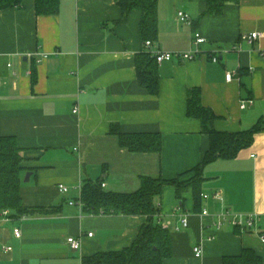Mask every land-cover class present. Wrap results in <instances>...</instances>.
Listing matches in <instances>:
<instances>
[{"label":"crops","instance_id":"crops-1","mask_svg":"<svg viewBox=\"0 0 264 264\" xmlns=\"http://www.w3.org/2000/svg\"><path fill=\"white\" fill-rule=\"evenodd\" d=\"M35 4L21 0L0 11V132L22 149L21 197L33 209L20 216L7 209L9 219L0 212V264H83L100 251L130 247L147 216L93 213L70 201L91 181L101 179L107 191L133 192L143 176L172 180L200 165L210 136L187 115L192 89L218 116L216 130H261L235 158L204 165L202 194L220 191L221 197L203 199L200 210L191 187L180 194L171 184L162 187L154 198L155 221L168 229L172 246L163 264H223L246 248L264 264V0L229 2L220 14L207 13V0H159L158 38L145 50H194L196 32L206 42L194 60L158 64L155 95L137 77L136 56L144 49L139 12L122 21L114 0H60L56 15L38 16ZM255 31L261 37L254 43L242 39ZM247 99L253 103L242 109ZM113 128L158 134L162 150L132 152ZM60 184L69 191L62 193ZM226 209L260 215L259 231L217 229ZM68 237L80 238L81 247L72 249Z\"/></svg>","mask_w":264,"mask_h":264},{"label":"trees","instance_id":"trees-1","mask_svg":"<svg viewBox=\"0 0 264 264\" xmlns=\"http://www.w3.org/2000/svg\"><path fill=\"white\" fill-rule=\"evenodd\" d=\"M122 13V21H126L133 11L140 13V36L144 49L136 56L137 77L140 86L152 95L159 91L158 63L153 54L145 49L146 41H155L159 33V0H114ZM229 2L239 0H207V13L220 14ZM21 0H0V11L19 6ZM35 10L40 15H56L59 12L60 0H35ZM187 115L197 118L202 123L203 132L210 136V147L203 161L194 169L180 174L172 180L161 177L143 176L141 186L133 192H113L102 187V180L91 181L82 186L81 201L83 208L93 213L144 215L146 223L133 242L121 251H100L83 259V264H163L172 254L171 236L155 217L159 208L154 205V198L162 192V187L171 184L180 194L184 188L191 187L195 209L200 210L203 194L200 189L203 180V167L217 159H233L239 151L248 147L256 132L261 127L240 132L218 131L214 123L218 116L202 102L199 89H192L187 94ZM112 132L119 133L120 143L132 152H160L162 137L158 134H124L118 128ZM24 158L22 149L12 135L0 132V212L12 210L15 216L28 214L33 209L24 206L21 197V173ZM191 173L193 176L181 180ZM223 264H263L262 257L253 249L246 248L240 255L224 259Z\"/></svg>","mask_w":264,"mask_h":264},{"label":"built area","instance_id":"built-area-1","mask_svg":"<svg viewBox=\"0 0 264 264\" xmlns=\"http://www.w3.org/2000/svg\"><path fill=\"white\" fill-rule=\"evenodd\" d=\"M178 15L180 19L184 22H190V16L182 11L178 12ZM261 37V33L255 31L250 34H245L242 36L243 40L248 41L249 43H254L256 40H258ZM206 42V38L201 35V33L196 32L195 33V40L194 44L197 46L194 50L190 51H156L153 52V56L155 57L156 61L158 64H162L163 62H168L172 61L174 59H183L185 61H191L197 58V56L201 53L200 45L204 44ZM152 45L151 41H146L145 47L150 48ZM46 57V56H45ZM213 61L217 62L218 61V56H213L212 57ZM233 73L228 72L226 74V80L231 81L232 80ZM253 100L252 99H247L242 101L241 103V108L244 109L248 105L252 104ZM77 111V109H75ZM105 184L102 183V187H104ZM59 189L62 193H67L69 191V188L64 185L60 184ZM81 193H82V186H79V197L76 201H70V204L73 205H79L80 207L83 208V202L81 201ZM214 198H219L221 197V192L217 191L213 193L212 195L210 194H203L204 199H208L210 197ZM204 214H207L208 211L204 209L203 211ZM5 217L9 219V211L5 209L2 213ZM183 224L185 227L188 226L189 224V219L187 216H184L183 218ZM262 217L258 214H237L233 213L230 211V209H226L223 212L219 214V220L216 223L217 229H221L225 225H230L236 230L240 231L241 233H247V232H252L255 229H258L259 231V226L262 224ZM14 235L17 238H20L22 236V231L20 228H15L14 229ZM93 233H89V236H92ZM260 237L262 241H264V230L260 233ZM68 244L70 247L74 250H77L81 247V240L80 238L77 237H68L67 239ZM194 252L197 255L202 254V246L197 245L194 247Z\"/></svg>","mask_w":264,"mask_h":264},{"label":"water","instance_id":"water-1","mask_svg":"<svg viewBox=\"0 0 264 264\" xmlns=\"http://www.w3.org/2000/svg\"><path fill=\"white\" fill-rule=\"evenodd\" d=\"M31 175H32V173L29 172V173L27 174V177H26L25 181H28Z\"/></svg>","mask_w":264,"mask_h":264}]
</instances>
